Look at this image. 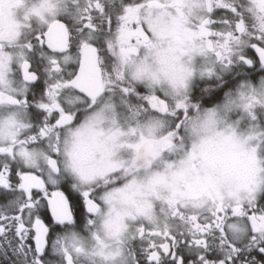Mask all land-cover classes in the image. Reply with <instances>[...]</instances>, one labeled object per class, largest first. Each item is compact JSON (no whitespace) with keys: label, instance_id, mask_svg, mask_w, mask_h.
I'll return each instance as SVG.
<instances>
[{"label":"snow or ice","instance_id":"1","mask_svg":"<svg viewBox=\"0 0 264 264\" xmlns=\"http://www.w3.org/2000/svg\"><path fill=\"white\" fill-rule=\"evenodd\" d=\"M0 264H264V0H0Z\"/></svg>","mask_w":264,"mask_h":264}]
</instances>
